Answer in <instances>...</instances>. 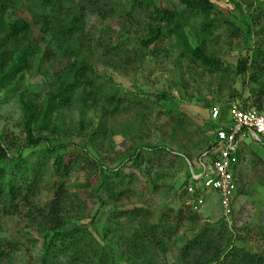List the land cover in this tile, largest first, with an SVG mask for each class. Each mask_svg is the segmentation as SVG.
Returning a JSON list of instances; mask_svg holds the SVG:
<instances>
[{"label":"rangeland","instance_id":"374dc122","mask_svg":"<svg viewBox=\"0 0 264 264\" xmlns=\"http://www.w3.org/2000/svg\"><path fill=\"white\" fill-rule=\"evenodd\" d=\"M211 1L215 8L208 19L201 13L185 12L189 16L186 34L194 47L202 46L208 55L220 60L219 68L205 65L187 52L182 53V48L171 37L160 35L155 44L143 43L151 37L154 22L159 21L162 28L166 24L153 18L155 10L162 7L186 10L181 0L63 1L66 9H84V51L97 71V81L107 84L102 90L103 95L117 88L125 100L118 110H108L103 107L106 104L104 98L99 94L95 96L92 91L86 105L76 99L60 110V114H52L55 123L61 120L67 126L85 123L83 136L56 137L59 142L69 144L67 151L85 155L86 148L102 166L116 168L125 174L123 180L114 182L106 175L113 191L103 188L96 192L102 183L100 170L95 177L88 175L90 170L75 171L65 180L69 196L83 193L81 185L88 184L85 201L78 203L82 204L81 208L69 215V227L79 226L80 230L91 232L85 233L84 239L88 237L85 246L91 248L93 256L103 255L108 248L114 252L115 264H126L121 258L126 250L125 242L138 224V220L130 215L134 209H150L154 221L164 214H174L180 208L188 212L190 198L184 189L188 178L187 158L195 161L209 143L214 142V124L218 120L212 121V109H220L226 120L229 103L234 98L258 108L254 105V90L261 83L260 86L255 84L250 76L255 61L264 67V0ZM23 2L28 8L33 6L31 0H22L20 4ZM25 12L24 15L30 17L29 12ZM203 20L210 23L205 32L201 30ZM105 43L122 48V54L112 67L103 63V48L99 44ZM59 55L62 57L61 53ZM240 59L249 62L245 75L239 72ZM25 88L33 91L28 94L29 98L38 109L42 108L49 85L36 68L27 73ZM260 111L264 112V102ZM23 123L20 90L2 88L0 140L4 139L12 152L25 141ZM137 145L166 147L173 153L168 155L159 151L150 154V160L145 159L143 164L137 165L128 161ZM39 152V148L35 149L32 158L36 159ZM124 159L127 161L122 163ZM233 162L237 193L232 222H227L226 237L233 234L235 240L242 234L247 237V243L240 242L239 245L261 251L264 250V239L259 234L264 231V139L255 140L250 133L243 135ZM194 167L198 172L196 163ZM54 190L52 179L47 176L40 193L27 204H34L33 209L43 207L52 200ZM30 212V208L24 206L19 213H0V244L12 240L18 248L0 259V264L45 263L42 239L28 227ZM221 213L219 197L214 194L203 215L217 222ZM188 228L176 241L169 242L168 252L158 259V264L177 261L180 245L194 235ZM217 230L222 231L223 227L218 226ZM59 251L51 252L46 257V264H86L72 258V248ZM147 261L141 260L143 264Z\"/></svg>","mask_w":264,"mask_h":264},{"label":"trees","instance_id":"16d2710c","mask_svg":"<svg viewBox=\"0 0 264 264\" xmlns=\"http://www.w3.org/2000/svg\"><path fill=\"white\" fill-rule=\"evenodd\" d=\"M63 1L31 0L33 6L28 8L24 2L20 4L22 0H0V90L2 88L20 90L24 112L22 129L25 133L24 143L18 144L14 152L4 139L0 140V213L9 215L19 213L24 206L30 208L31 212L27 215L28 227L42 239L46 255L44 264L51 252L58 253L61 252L59 250L66 248L73 249L72 258L75 261L86 264H115L114 252H110L108 248H105L103 255H91V248L85 246L88 237L84 239L85 233L91 234L90 231L80 230L79 226L69 227V215L75 209L81 208L82 204L78 203L85 201L84 193L88 189L86 188L88 184L81 185L83 193L69 196L65 180L75 171L90 170L92 172H88V175L95 177L100 170L102 183L96 192L103 188L113 191L114 188L106 179V175H110L114 182L123 180L125 174L116 168H105L86 148L85 155L67 151L69 144L59 142L56 137L83 136L85 123L81 121L77 126H67L62 120L55 123L52 114L54 112L60 114V110L69 107L76 99L82 105H86L92 91L95 96L99 94L104 98L103 102L106 104H103V107L108 110H118L125 100L117 88H112L103 95L102 90L107 84L97 81V71L84 51L86 43L83 33L84 9L82 7L74 11L66 9ZM181 2L186 10L163 7L155 10L153 18L166 24L162 28L158 20L154 22L151 25L153 31L151 37L143 43L155 44L159 41L160 35L171 37L182 48V53L187 52L203 64L219 68L220 60L208 55L202 46L194 47L186 34L189 16L185 12L201 13L208 19L215 8L214 4L211 0ZM25 11L29 12L30 17L24 15ZM209 24L203 20L201 30L205 32ZM54 45L58 49L54 48ZM99 45L103 48V63L112 67L122 54V48L118 45L112 46L111 43ZM248 63L247 59L239 60V72L243 75L248 69ZM252 67L254 72L250 76L251 80L259 86L260 83L261 86L264 85L263 65L255 61ZM32 68L40 71L49 85L45 104L40 109L28 96L33 91H27L25 88L26 75ZM261 86L254 90L256 97L254 105L258 106L256 108L258 110L263 109L264 102V88ZM139 102L137 100V103ZM243 103L247 105L246 101ZM217 120L214 124L216 130L226 126L224 123L226 120L222 115ZM214 146L212 142L207 148L213 149ZM37 148L40 152L37 158L33 159L32 153ZM159 151H164L168 155L173 153V150L166 147L137 145L128 161L140 165L145 159H151L150 154L154 155ZM146 154L149 156L146 157ZM125 161L127 160H122V163ZM47 176L52 179L54 196L43 207L35 206L33 209L34 204L27 203L40 193ZM186 183L187 180L184 183L185 187ZM187 210L188 212H185V209L180 208L174 214H164L158 221L152 220V213L148 208L130 211V215L138 220V224L126 240V250L121 258L126 264H143L142 259H148L147 264H158V259L165 257L168 252L169 242L176 241L184 229L189 227L194 235L187 237L180 245L178 259L173 264H264V250L255 251L253 248L238 244L240 242L246 244L247 237L242 234L237 235L235 240L233 234L226 237L225 230H228V224L225 219L202 223L201 216L190 206ZM92 220L94 221V218ZM218 226L223 227V230H217ZM259 234L264 239V231H260ZM17 249V244L12 240L0 244V259Z\"/></svg>","mask_w":264,"mask_h":264},{"label":"built area","instance_id":"2783aa9c","mask_svg":"<svg viewBox=\"0 0 264 264\" xmlns=\"http://www.w3.org/2000/svg\"><path fill=\"white\" fill-rule=\"evenodd\" d=\"M221 115L220 109H212L213 120L219 119ZM225 118L226 126L215 131L213 149H204L195 161L187 159L189 174L185 188L190 198L188 205L201 216L202 223L214 222V219L203 215L214 194L218 195L222 208L219 219L232 222L237 193L233 155L239 150L243 135L250 133L255 140L264 139V112L249 104L245 105L240 99L230 101Z\"/></svg>","mask_w":264,"mask_h":264}]
</instances>
